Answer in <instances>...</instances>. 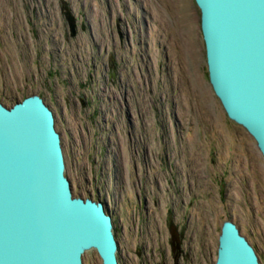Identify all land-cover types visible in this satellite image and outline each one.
Segmentation results:
<instances>
[{"label": "rangeland", "instance_id": "rangeland-1", "mask_svg": "<svg viewBox=\"0 0 264 264\" xmlns=\"http://www.w3.org/2000/svg\"><path fill=\"white\" fill-rule=\"evenodd\" d=\"M34 95L118 264H215L225 222L264 264V159L213 93L194 0H0V104Z\"/></svg>", "mask_w": 264, "mask_h": 264}, {"label": "water", "instance_id": "water-1", "mask_svg": "<svg viewBox=\"0 0 264 264\" xmlns=\"http://www.w3.org/2000/svg\"><path fill=\"white\" fill-rule=\"evenodd\" d=\"M194 3L213 93L264 159V0ZM64 170L43 100L0 104V264H82L89 250L102 264H118L111 217L103 204L73 197ZM215 264H260L232 222L221 228Z\"/></svg>", "mask_w": 264, "mask_h": 264}, {"label": "flooded vegetation", "instance_id": "flooded-vegetation-1", "mask_svg": "<svg viewBox=\"0 0 264 264\" xmlns=\"http://www.w3.org/2000/svg\"><path fill=\"white\" fill-rule=\"evenodd\" d=\"M174 243H175V242H174ZM176 244H177V243H175V245H176ZM176 246H177V248H176V249H179V248H178V245H176Z\"/></svg>", "mask_w": 264, "mask_h": 264}]
</instances>
